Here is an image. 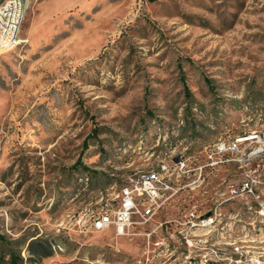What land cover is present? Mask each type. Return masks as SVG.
I'll return each mask as SVG.
<instances>
[{"label": "rangeland", "instance_id": "obj_1", "mask_svg": "<svg viewBox=\"0 0 264 264\" xmlns=\"http://www.w3.org/2000/svg\"><path fill=\"white\" fill-rule=\"evenodd\" d=\"M20 38L0 55V264H264V0H28ZM124 189L125 234L91 231Z\"/></svg>", "mask_w": 264, "mask_h": 264}, {"label": "built area", "instance_id": "obj_2", "mask_svg": "<svg viewBox=\"0 0 264 264\" xmlns=\"http://www.w3.org/2000/svg\"><path fill=\"white\" fill-rule=\"evenodd\" d=\"M27 9L28 0H0V55L26 42L20 38V34ZM158 184H163L161 177L154 172H149L142 175L135 190L140 196L147 194L148 200L155 205L160 198ZM131 193L129 189H124L122 194H118L117 198L122 200L120 207L119 205L111 206L109 202H106L104 207L97 209L96 214L86 215V222L90 224L89 229L94 232H103L114 225L119 235L125 234L132 209L135 208ZM112 201L115 202L117 199Z\"/></svg>", "mask_w": 264, "mask_h": 264}, {"label": "trees", "instance_id": "obj_3", "mask_svg": "<svg viewBox=\"0 0 264 264\" xmlns=\"http://www.w3.org/2000/svg\"><path fill=\"white\" fill-rule=\"evenodd\" d=\"M78 163L82 165V161H79ZM29 248H30L29 250H30V252H32V254L37 255L41 259L50 257L53 254V251H52L53 244L52 243L33 242L30 244ZM19 261H20V258L17 259L16 255L12 253L11 262L13 264H16Z\"/></svg>", "mask_w": 264, "mask_h": 264}]
</instances>
